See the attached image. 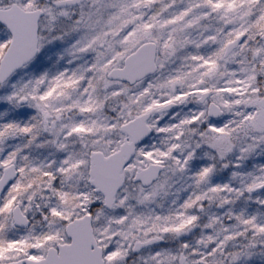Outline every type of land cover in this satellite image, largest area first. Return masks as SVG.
Wrapping results in <instances>:
<instances>
[{
  "label": "snow or ice",
  "instance_id": "obj_1",
  "mask_svg": "<svg viewBox=\"0 0 264 264\" xmlns=\"http://www.w3.org/2000/svg\"><path fill=\"white\" fill-rule=\"evenodd\" d=\"M0 264H264V0H0Z\"/></svg>",
  "mask_w": 264,
  "mask_h": 264
}]
</instances>
